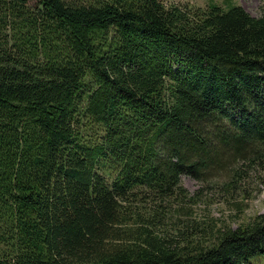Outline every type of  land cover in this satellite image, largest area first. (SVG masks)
<instances>
[{"label":"trees","instance_id":"16d2710c","mask_svg":"<svg viewBox=\"0 0 264 264\" xmlns=\"http://www.w3.org/2000/svg\"><path fill=\"white\" fill-rule=\"evenodd\" d=\"M30 1L0 0V264L264 254V212L191 216L264 185V3Z\"/></svg>","mask_w":264,"mask_h":264},{"label":"rangeland","instance_id":"374dc122","mask_svg":"<svg viewBox=\"0 0 264 264\" xmlns=\"http://www.w3.org/2000/svg\"><path fill=\"white\" fill-rule=\"evenodd\" d=\"M165 2H178L188 3L194 5V7H204L209 2H215L220 5H226L227 3H236L241 5L247 12L253 16H258L261 6L264 0H162ZM37 0H31L30 6H34ZM181 184L189 195H195V193L204 185L195 178L183 174L181 175ZM249 189L254 188L253 183H249ZM259 189L256 188V192L251 194V198L246 201V206L242 211H239L235 207L227 202L224 198L216 193L215 190L210 187H204L205 191L200 198H196L195 203L191 205V216L196 217L199 220L206 218H213L217 220L218 225L227 224L232 228L238 224L246 223L251 220L256 214L264 212V185L259 183ZM248 264H264V254L256 253L248 258Z\"/></svg>","mask_w":264,"mask_h":264}]
</instances>
